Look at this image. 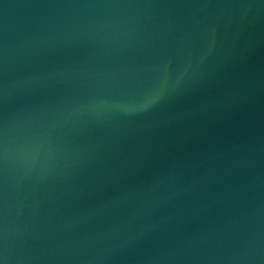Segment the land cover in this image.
Segmentation results:
<instances>
[{"label":"water","instance_id":"obj_1","mask_svg":"<svg viewBox=\"0 0 264 264\" xmlns=\"http://www.w3.org/2000/svg\"><path fill=\"white\" fill-rule=\"evenodd\" d=\"M0 264H264V0H0Z\"/></svg>","mask_w":264,"mask_h":264}]
</instances>
